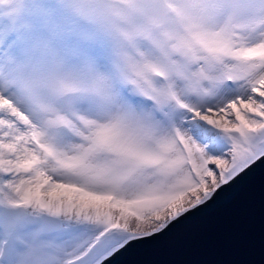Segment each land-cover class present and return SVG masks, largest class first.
<instances>
[{"label":"snow or ice","instance_id":"obj_1","mask_svg":"<svg viewBox=\"0 0 264 264\" xmlns=\"http://www.w3.org/2000/svg\"><path fill=\"white\" fill-rule=\"evenodd\" d=\"M261 157L264 0H0V264H105Z\"/></svg>","mask_w":264,"mask_h":264},{"label":"water","instance_id":"obj_2","mask_svg":"<svg viewBox=\"0 0 264 264\" xmlns=\"http://www.w3.org/2000/svg\"><path fill=\"white\" fill-rule=\"evenodd\" d=\"M264 264V157L163 232L105 264Z\"/></svg>","mask_w":264,"mask_h":264}]
</instances>
